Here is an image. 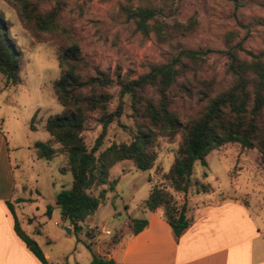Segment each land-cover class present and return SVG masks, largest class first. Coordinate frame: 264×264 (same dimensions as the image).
I'll return each instance as SVG.
<instances>
[{
  "label": "rangeland",
  "instance_id": "374dc122",
  "mask_svg": "<svg viewBox=\"0 0 264 264\" xmlns=\"http://www.w3.org/2000/svg\"><path fill=\"white\" fill-rule=\"evenodd\" d=\"M123 2L126 0H68L61 18L64 29L37 41L22 26L15 8L7 0H0V14L22 52L21 83L7 84L0 72V132L11 151L14 170L11 202L21 228L33 230L42 249L50 254V264H88L92 252L86 242L103 254L113 245L112 236L120 230L131 231L127 221L143 216L141 202L151 185L167 184L162 174L169 169L181 140L180 133L159 136L157 157L149 169L137 168L131 159L116 162L109 176L117 178L115 188L107 190L99 207L80 223L78 230L68 232L65 226L69 222L63 223L59 206L53 205L50 213L46 212L55 193L72 180L66 151L44 128L47 116L62 110L53 90V81L60 73L55 54L60 43L76 42L102 67L119 70L126 76L139 74L151 63L164 62L180 46L212 48L204 68L219 77L224 75L226 58L217 49L243 39L245 48L264 51V0H174L172 8L156 15L163 37L156 28L147 35L137 29L134 20L120 8ZM190 18L196 20L195 32L173 38L165 35L167 24ZM148 22L152 24L153 20ZM110 88L114 94L110 106L114 108L118 86ZM129 112L126 106L120 122L108 126L102 147L112 140L129 138L121 124L131 123ZM100 129L95 118L88 121L84 129L88 146ZM37 141L50 143L57 149L56 154L50 158L42 156L35 145ZM206 160V165L195 161L186 194L173 191L177 203L189 198L193 206L212 203L217 197H238L245 201L251 217L264 231V156L260 151L229 142L211 149ZM113 206L118 207L117 212Z\"/></svg>",
  "mask_w": 264,
  "mask_h": 264
},
{
  "label": "trees",
  "instance_id": "16d2710c",
  "mask_svg": "<svg viewBox=\"0 0 264 264\" xmlns=\"http://www.w3.org/2000/svg\"><path fill=\"white\" fill-rule=\"evenodd\" d=\"M7 1L15 8L22 26L37 41L64 29L61 18L68 0ZM173 3L174 0H126L120 8L145 35L156 28L161 37L156 15L172 8ZM149 19L153 20L152 24ZM195 29L194 19L174 20L166 25L165 35L185 36ZM211 51L214 50L209 47L180 46L164 62L151 63L139 74L126 76L119 70L113 72L102 67L76 42L60 43L55 48L60 73L53 81V90L62 110L48 115L44 128L66 151L72 180L69 186L55 193L46 212L50 213L53 205L59 206L62 218L78 230L80 223L99 207L107 190L115 188L117 178L109 176L116 162L131 159L137 168L149 169L157 157V138L180 133L173 161L162 174L167 184L153 183L141 202L142 212L160 208L178 236L190 217L186 215V202L178 204L173 191L187 193L195 161L206 165L207 153L229 142L255 147L264 156V51L245 48L243 39L217 49L226 58L221 77L214 71H205L207 54ZM21 69V49L9 33L7 20L0 14V72L7 84L15 85L23 79ZM112 85L118 86L114 108L110 106L114 97ZM126 106L130 109L131 123L121 124L129 138L112 140L102 147L108 126L120 122ZM92 118L100 123L101 129L88 146L84 129ZM35 145L45 158L57 152L44 141ZM7 205L16 234L42 264H50L38 241L21 228L13 203L8 200ZM146 223L144 216L131 217L128 225L132 233H137ZM118 234L111 237V243L118 240ZM86 247L92 252L88 264H118L96 252L91 242H86Z\"/></svg>",
  "mask_w": 264,
  "mask_h": 264
},
{
  "label": "crops",
  "instance_id": "0c3cea01",
  "mask_svg": "<svg viewBox=\"0 0 264 264\" xmlns=\"http://www.w3.org/2000/svg\"><path fill=\"white\" fill-rule=\"evenodd\" d=\"M10 153L0 132V264H42L14 230L7 205L14 188ZM224 198L193 206L187 198L190 222L178 236L160 208L142 212L146 225L137 233L120 230L118 240L103 254L118 264H264V231L243 199ZM112 208L118 211V207ZM29 232L38 240L33 230ZM43 252L49 260L50 254Z\"/></svg>",
  "mask_w": 264,
  "mask_h": 264
},
{
  "label": "water",
  "instance_id": "95a60500",
  "mask_svg": "<svg viewBox=\"0 0 264 264\" xmlns=\"http://www.w3.org/2000/svg\"><path fill=\"white\" fill-rule=\"evenodd\" d=\"M65 228H66L67 230H70V227H69V226H65Z\"/></svg>",
  "mask_w": 264,
  "mask_h": 264
}]
</instances>
